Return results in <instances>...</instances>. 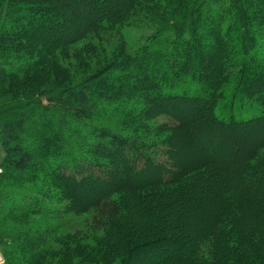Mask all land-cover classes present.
Returning a JSON list of instances; mask_svg holds the SVG:
<instances>
[{"label":"trees","instance_id":"obj_1","mask_svg":"<svg viewBox=\"0 0 264 264\" xmlns=\"http://www.w3.org/2000/svg\"><path fill=\"white\" fill-rule=\"evenodd\" d=\"M124 1L116 11L105 0L90 1L100 12L68 42L125 24L143 3L175 9L136 51L115 53L74 84L31 93L38 96L33 106L16 101L0 109L4 164L36 177L22 193L24 184L4 176L0 193L14 189L8 194L22 215L62 221L85 209L70 188L115 185L96 201L110 203L104 229L58 242L56 252L45 253L34 232L7 225L12 241L7 257L12 264H42L45 256L57 258L54 264H264V139L251 146L234 187L201 161L170 184L137 180L161 164L164 146L175 137L168 122L172 102L206 103V113L222 126L264 123V0H211V8L210 0H190L180 13L176 8L184 0ZM57 4L0 0V61L20 52L12 48L16 43L44 42L29 31L49 23L47 13ZM0 73L15 75L2 68ZM41 98L49 105H41ZM101 104H117L119 128L93 124L104 111ZM159 118L168 120L158 123ZM179 201L194 209V203L215 206L208 230H175L168 208ZM137 211L143 215L136 217ZM178 236L184 241H176ZM214 238L216 249L204 255Z\"/></svg>","mask_w":264,"mask_h":264},{"label":"rangeland","instance_id":"obj_2","mask_svg":"<svg viewBox=\"0 0 264 264\" xmlns=\"http://www.w3.org/2000/svg\"><path fill=\"white\" fill-rule=\"evenodd\" d=\"M90 1L93 0H58L57 6L47 13V16L52 18L51 21L42 24L43 27H35L29 31V35L42 37L45 43L32 41L21 42L20 46H16L17 43L13 45L12 48L20 52L13 54L7 62L0 61L2 62L0 68L15 72L12 76L0 73V109L16 101L17 103L30 102L33 106L32 102H36L38 96L30 97L31 93L60 85L74 84L94 72L115 53L124 50L130 53L136 51L145 44L149 36L157 31L159 26L170 20L169 15L175 9L170 7L165 10L163 6L155 7L143 3L141 7L132 11L125 24L112 30L90 33L88 37L68 42L69 38L100 12ZM122 2L125 1L105 0L106 6L111 5L113 11L120 10ZM220 2L224 4L226 0H220ZM215 4L219 6L216 1ZM189 5L190 0L181 1L176 11L180 13ZM207 5H212L211 0ZM262 89L260 88L259 91ZM38 102L43 106L49 105L43 98ZM103 106L104 111L102 110L100 117H97L93 124L119 128L118 119H116L119 114V110L116 109L117 104H101V107ZM170 106H172L171 120L159 118L158 123L168 120L175 137L170 139L166 147L164 146L166 150L159 157L161 164L153 168L152 172L144 171L137 180L144 183L170 184L171 180L180 177L187 168L201 161L213 165L212 171L215 177L219 178L224 185L229 187L238 185L240 165L245 157L253 152L251 146H255L264 139V123L246 126L247 128L235 125L222 126L211 120L206 113V103L181 100L172 102ZM32 130L30 126L29 134L23 141L27 147H31L28 145H31L30 140L33 138ZM4 159L5 151L1 145L0 136V178L5 176L8 181L24 184L21 187L22 193L30 191L28 183H33L32 180L36 181L34 173L15 171L4 164ZM45 186L49 190L51 186L54 188L52 184L46 183ZM77 186L79 187L70 188L72 197L76 202L83 203L85 209L79 215H67L62 221H52L36 215H22L8 194L14 189L0 193V264L13 263L12 258L7 257L12 243L9 231L5 229L7 225H16L22 231L34 232L38 239L41 238L45 253L56 252L58 242H67L77 237L85 239L91 234L102 233L103 223L111 212L110 203L106 201L108 203L104 202L97 206L96 201L108 194L115 185H106L102 182L101 185L97 183ZM75 192H78L81 197ZM180 205L183 207L181 208ZM194 205H196L195 209L189 205V202L179 201L176 207L168 208V216L175 230L184 231L185 228L187 232H189L188 229L208 230V222L214 219L216 207L209 202L200 205L194 203ZM140 213L141 211H137L136 217L143 215ZM221 230H223L222 227L219 231ZM227 236L219 235L217 240L219 241L220 237L225 240ZM176 239L174 240L184 241L182 236ZM218 241H215V238L214 241L210 240L203 247V254L207 255V252L212 251L213 248L215 250ZM164 246L160 248L164 249ZM169 249L171 248L166 250ZM56 261L55 257L42 258V264H54Z\"/></svg>","mask_w":264,"mask_h":264}]
</instances>
